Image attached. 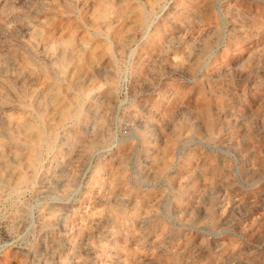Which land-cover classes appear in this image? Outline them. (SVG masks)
Here are the masks:
<instances>
[{
  "label": "rangeland",
  "instance_id": "374dc122",
  "mask_svg": "<svg viewBox=\"0 0 264 264\" xmlns=\"http://www.w3.org/2000/svg\"><path fill=\"white\" fill-rule=\"evenodd\" d=\"M0 264H264V0H0Z\"/></svg>",
  "mask_w": 264,
  "mask_h": 264
}]
</instances>
